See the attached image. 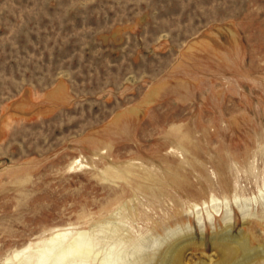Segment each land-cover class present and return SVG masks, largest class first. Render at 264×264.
Instances as JSON below:
<instances>
[{
	"label": "rangeland",
	"instance_id": "1",
	"mask_svg": "<svg viewBox=\"0 0 264 264\" xmlns=\"http://www.w3.org/2000/svg\"><path fill=\"white\" fill-rule=\"evenodd\" d=\"M89 229L264 249V0H0V264Z\"/></svg>",
	"mask_w": 264,
	"mask_h": 264
},
{
	"label": "bare ground",
	"instance_id": "2",
	"mask_svg": "<svg viewBox=\"0 0 264 264\" xmlns=\"http://www.w3.org/2000/svg\"><path fill=\"white\" fill-rule=\"evenodd\" d=\"M101 228H98V230ZM113 228L116 232L119 230L118 226H113ZM95 233L98 234V232L90 231V229L79 230L75 233L71 231L57 232L53 237L43 240L41 245L31 249L32 251L25 252V249L23 251L20 250L14 256L19 260L18 264H89L93 259L95 261L99 260L98 256L101 254V250L98 248L100 242H97ZM232 235L229 233L221 235L222 239H219L220 241L218 242L224 252V262L228 259L234 262V259L238 257L235 264L264 263V249L254 247L246 239L247 237H233ZM98 239L101 240V238ZM118 241H113V245L107 250L106 254H102L100 264H127L125 257L128 252V246L131 243L121 238H118ZM132 243L136 244L137 248L141 245L139 242ZM171 244L166 246L165 251L161 255L162 264H182L183 250L180 247H173V244ZM101 248L103 249V247ZM143 264L149 263L145 261Z\"/></svg>",
	"mask_w": 264,
	"mask_h": 264
}]
</instances>
